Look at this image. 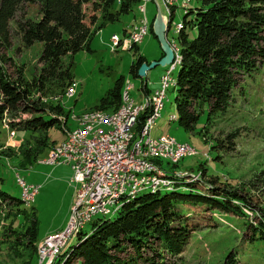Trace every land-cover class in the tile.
<instances>
[{
  "label": "trees",
  "instance_id": "trees-1",
  "mask_svg": "<svg viewBox=\"0 0 264 264\" xmlns=\"http://www.w3.org/2000/svg\"><path fill=\"white\" fill-rule=\"evenodd\" d=\"M31 2L39 5L38 18L24 15L26 5ZM139 2L0 0V122L10 111L35 114L18 121L19 126L29 129L36 137L33 145L23 147L27 166L38 161L43 156L41 153L56 143L44 130L56 123L61 126L59 118L64 112L60 98L48 104L35 99V87L43 90L52 80L73 79V61L67 64L64 56L91 49L93 36L98 30L119 20L122 14L134 11ZM89 3L92 4V13L88 11ZM18 11L23 13L17 24L25 44L37 40L43 43L40 60L44 65L36 79H26L22 70L16 74L9 72L5 66L9 57L1 52L2 47L11 44L10 23ZM191 13L193 16L188 18ZM174 14L172 12V19ZM183 22L184 26L176 35L181 55L175 97L176 120L192 130L204 103L209 106V114L227 110L235 101L234 90L241 86L242 78L264 65V0H197V5L186 11ZM191 28H196L195 35H192ZM134 47L137 56L132 61L131 71L138 75L140 65L148 58L138 53L139 45ZM123 85L124 75L118 77L115 85L102 97L100 106L114 103L113 109L118 108ZM143 88L150 90L147 81H144ZM144 118L145 114L139 116L138 126ZM37 131L39 134L35 135ZM257 177H264V169L257 173ZM3 178L0 174L1 181ZM198 182L177 177L172 189L142 191L126 200L115 216L92 219L90 228L79 231L77 241L62 252L63 264H171L167 261L168 255L180 256L197 229L195 215L189 206L202 204L204 209L212 212L216 209L244 217L247 215L245 207L253 209L251 204L255 201L247 191L250 190L248 183L234 185L217 175H210L207 184ZM2 199L13 200L15 204L24 202L21 196L12 194L0 183V201ZM245 221L252 226L250 241L264 242V216L256 222ZM25 235L36 248L39 239L36 209ZM234 253V250L227 251L225 264H235Z\"/></svg>",
  "mask_w": 264,
  "mask_h": 264
},
{
  "label": "rangeland",
  "instance_id": "rangeland-1",
  "mask_svg": "<svg viewBox=\"0 0 264 264\" xmlns=\"http://www.w3.org/2000/svg\"><path fill=\"white\" fill-rule=\"evenodd\" d=\"M159 1L161 10L169 15V10L163 1ZM196 5L197 0H192L190 6ZM25 10L26 16L30 15L34 18L40 16L39 5L36 2L28 3ZM157 10L156 1L150 0L145 12L141 11L138 5L134 11L122 14L119 20L107 23L93 36L91 49H81L74 55L64 56L67 64L73 61L71 66L73 79L52 80L45 84L43 90L38 86L35 87L33 93L35 99L48 104L60 98L64 105V112L59 118L62 121L61 126L56 123L44 130L49 133L51 139H55L56 142L64 139L67 136V129L76 127L80 118L88 111L114 110V103L100 106V101L115 85L116 79L122 75H124V85L128 79L134 82L131 95L136 101L142 100L145 80L148 81L150 90H154L157 84L160 85L161 75L167 65L158 64L148 69L145 76L135 75L131 71L132 61L137 56L134 53L135 49L113 50L111 42L114 32L124 34V29L130 25V19L136 21L143 15L152 23ZM88 11L89 13L93 11L91 3L88 4ZM135 13L137 17L134 16ZM21 14L22 11H18L11 19V44L9 47H2L1 52L9 57L5 62L9 72L16 74L22 70L23 76L31 80L40 77L44 65L40 60L43 43L37 40L30 45L25 44L17 24ZM185 14V8L179 2L172 19L169 38L175 36L174 23L183 20ZM188 16L191 18L193 13ZM196 32V28H191L192 35ZM138 53L145 55L149 61L161 57V45L152 30L139 44ZM179 68L180 64L174 69L175 77ZM72 84H75L73 85L75 90L70 93L69 87ZM234 93L235 101L225 111L209 114V106L204 103L195 128L188 130L177 120H170V115L177 113L175 101L177 86H170L167 89L165 107L157 119L152 134L169 132L178 140L188 141L195 146L193 154L183 157L173 167L193 172L194 177L190 174L186 177L189 181L199 180V184H207L210 175H217L221 180L238 186L248 183L250 190L247 191L253 195L255 201L251 204L253 209L244 208L247 211L245 217L216 209L212 212L210 209H204L202 204L189 206L193 210L192 214L195 215L197 229L193 231L180 256L168 255L167 261L171 264H225V254L228 250L235 251V264H264V242L250 241L252 226L250 222L245 221L249 219L256 222L264 216V177L260 179L257 177V173L264 169V65L253 74L243 77L241 86L235 87ZM34 115L31 111H10L0 122V174L4 176L0 183L17 196H22L17 172L25 177L27 183L39 185L32 203L15 204L9 199L0 201L2 210L0 264H63L61 254L66 246L62 252L59 248L60 253L56 251L58 254H55L54 258L44 259L39 245L47 234L56 232L67 224L75 202L77 186L72 180L73 169L68 163L49 164L35 161L26 165L28 160L23 153V147L33 145L36 137L29 129L19 126L18 121ZM38 134L37 131L35 135ZM40 134H43V131ZM48 151L49 149L41 155L44 156ZM35 209L39 238L35 244L36 248L30 244L25 235L27 225L35 217ZM97 214L94 219L104 216ZM115 214L106 217H113ZM90 225L91 221L87 222L84 228L89 229ZM76 241L77 236L72 237L67 247Z\"/></svg>",
  "mask_w": 264,
  "mask_h": 264
},
{
  "label": "built area",
  "instance_id": "built-area-1",
  "mask_svg": "<svg viewBox=\"0 0 264 264\" xmlns=\"http://www.w3.org/2000/svg\"><path fill=\"white\" fill-rule=\"evenodd\" d=\"M148 1L150 0H140L138 5L141 11H146ZM155 1L161 6L159 0ZM162 1L169 10L171 30L172 12L175 13L179 2L187 11L192 0ZM183 26V20L175 22V36L172 39L168 36L175 50V59L161 75L160 85L154 90L143 88L145 92L142 100L136 101L131 95L135 84L128 79L126 85H123L118 108L112 111L86 112L76 127L67 129L64 139L53 144L47 154L38 159L49 164H70L73 169L72 180L77 186L75 202L67 224L58 231L47 234L39 245L44 259L54 258L60 251L59 248L62 252L69 240L87 222L94 219L97 213L104 216L116 213L126 200L136 197L142 191L172 189L177 177H186L189 174L195 176L193 172L172 166L195 152L193 144L178 140L169 132L152 134L165 107L167 89L177 85V77L173 72L180 63L181 55L176 35ZM151 27L149 18L140 16L123 35L118 32L112 34V49H134L150 32ZM73 85L75 84L69 87L70 93L75 90ZM141 114H145V118L138 126ZM177 118V113L170 115V120ZM17 180L22 187V199L32 203L39 185L27 183L20 172H17Z\"/></svg>",
  "mask_w": 264,
  "mask_h": 264
},
{
  "label": "water",
  "instance_id": "water-1",
  "mask_svg": "<svg viewBox=\"0 0 264 264\" xmlns=\"http://www.w3.org/2000/svg\"><path fill=\"white\" fill-rule=\"evenodd\" d=\"M169 30H170V17L167 13H164L161 10L160 6H158L157 13L152 22V31L157 36L160 42L163 54L157 60L143 61L138 71L140 76H145L147 74L148 69L158 64L168 65L169 63L174 61L175 50L173 46L171 45L169 38H168Z\"/></svg>",
  "mask_w": 264,
  "mask_h": 264
},
{
  "label": "crops",
  "instance_id": "crops-1",
  "mask_svg": "<svg viewBox=\"0 0 264 264\" xmlns=\"http://www.w3.org/2000/svg\"><path fill=\"white\" fill-rule=\"evenodd\" d=\"M164 13H166V12H164ZM167 14H168V13H167ZM134 16H136V17H137V14L135 13V14H134ZM129 21H130V22L132 21L131 23H133V22H134V20H133V19H130ZM129 21H128V22H129ZM130 22H129V24L131 25V23H130ZM130 25H129V26H127V27L124 29V31H123V32H126V31H127V30H128L130 27H131ZM145 81H147V80H145ZM147 83H148V81H147ZM157 86H158V84L156 85V87H157ZM156 87H155V88H156Z\"/></svg>",
  "mask_w": 264,
  "mask_h": 264
},
{
  "label": "bare ground",
  "instance_id": "bare-ground-1",
  "mask_svg": "<svg viewBox=\"0 0 264 264\" xmlns=\"http://www.w3.org/2000/svg\"><path fill=\"white\" fill-rule=\"evenodd\" d=\"M173 166V165H172ZM96 215H98V214H96ZM101 215V214H100ZM61 252V251H60ZM40 256V255H39Z\"/></svg>",
  "mask_w": 264,
  "mask_h": 264
}]
</instances>
